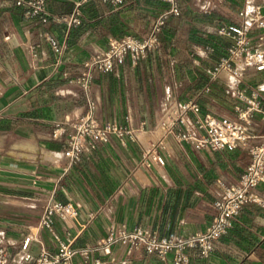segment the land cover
<instances>
[{
    "label": "crops",
    "instance_id": "obj_1",
    "mask_svg": "<svg viewBox=\"0 0 264 264\" xmlns=\"http://www.w3.org/2000/svg\"><path fill=\"white\" fill-rule=\"evenodd\" d=\"M18 0H0V235L13 264H28L42 252H54L58 238L90 248L75 264H174L145 248L115 243L110 252L93 247L111 227H144L160 236H188L205 231L217 208L221 183L239 180L249 163L246 149L195 148L179 141L167 119L172 105L197 98L202 113L236 118L246 102L210 70L226 54L223 25L240 24L241 10L257 0H178L159 48L134 63L126 58L111 71H96L85 90L64 75L77 76L85 61L108 46L110 37L147 33L155 18L170 7L165 0H91L81 5L82 23L68 27L25 18ZM51 15L70 14L81 0H46ZM208 7V11L205 8ZM53 35L65 48L58 55L46 40ZM264 86V73L246 71L241 91L251 95ZM209 87L207 91L206 88ZM98 103L96 115L137 133L116 135L88 147L77 163L64 151L72 122ZM194 116V114L192 113ZM252 129L264 132L259 117ZM156 144L165 164H143L145 150ZM262 203H248L208 256L200 248L186 251V264H264V183ZM53 197L78 209L74 220L56 218L54 231L40 225ZM30 238L27 248L24 242Z\"/></svg>",
    "mask_w": 264,
    "mask_h": 264
},
{
    "label": "built area",
    "instance_id": "obj_2",
    "mask_svg": "<svg viewBox=\"0 0 264 264\" xmlns=\"http://www.w3.org/2000/svg\"><path fill=\"white\" fill-rule=\"evenodd\" d=\"M88 1L91 0L79 1L72 13L64 15H51L47 10L46 0H18L17 3L25 6L26 19L73 27L82 23L79 7ZM100 1L122 4L124 0ZM165 1L170 3V7L155 18L147 33L142 36L125 34L110 37L107 48L85 61L77 76L71 77L69 71H65L64 75L70 77L71 82L75 81L85 90H89L96 71H111L128 57L136 63L159 48L168 20L172 16L181 14L178 0ZM205 9L208 11V7ZM241 17L240 24L223 25L218 28V34L228 38L230 44L226 54L210 70V74L214 80L224 79L237 95L245 100L246 105L237 106L236 118H220L210 113L203 114L199 100L189 99L173 104L172 112L167 119L170 131L175 137L195 148L209 147L220 150L241 147L248 152L249 163L239 180L233 183H221L219 198L215 202L217 214L212 223L205 231L185 237H162L157 231L144 227L134 229L125 226L111 227L108 236L99 241L93 249L102 248L105 252H110L113 244L125 243L131 251L143 247L148 253H157L162 259H165L170 252H174V264H186L187 250L200 248V254L208 256L219 239L233 226L245 205L253 202L262 203L259 187L264 183V132L259 135L253 131L252 126L256 117L261 119L264 126V86L253 89L249 96H246L239 86L245 79L248 69L253 68L264 73V0L246 4L241 10ZM46 40L61 61L64 44L53 35H47ZM206 90L208 91L209 87ZM97 106V101L89 100L87 112L78 116L71 124L73 131L64 151L70 163L79 162L88 147H95V143L99 141L107 142L112 135L120 138L125 136L137 138L133 128L112 121H102L96 115ZM156 148L157 145L153 144L145 150L143 164L149 165L151 162L161 166L165 164V157ZM77 216L78 209L75 205L50 197L44 206L40 225L54 231L56 218L69 221L76 219ZM68 235L66 240L58 238V248L54 252L42 250L30 263V256L25 255L24 261L28 264H75V255L88 257L92 249L74 247L70 233ZM29 241L30 238L25 240L24 248H27ZM95 263L105 264L98 259ZM0 264H13L9 259L5 238L2 235H0Z\"/></svg>",
    "mask_w": 264,
    "mask_h": 264
}]
</instances>
